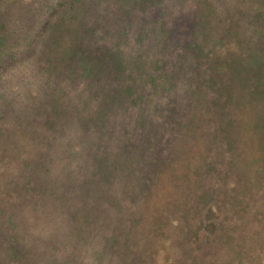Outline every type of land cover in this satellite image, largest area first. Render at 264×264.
Instances as JSON below:
<instances>
[{"label": "trees", "instance_id": "1", "mask_svg": "<svg viewBox=\"0 0 264 264\" xmlns=\"http://www.w3.org/2000/svg\"><path fill=\"white\" fill-rule=\"evenodd\" d=\"M206 83L254 107L263 152L264 0H0V264H264L259 165L234 175L232 124L201 153L150 130Z\"/></svg>", "mask_w": 264, "mask_h": 264}, {"label": "rangeland", "instance_id": "2", "mask_svg": "<svg viewBox=\"0 0 264 264\" xmlns=\"http://www.w3.org/2000/svg\"><path fill=\"white\" fill-rule=\"evenodd\" d=\"M177 82H175V86L172 89L178 88L180 91V88L183 83H181V74H178L177 76ZM209 85L206 83L202 85V92L203 90L207 92V95L204 96L203 94H199L196 99L199 100V102H195V100L186 98V95L184 93L178 92V94H172L170 97H168L165 102H161L158 106L151 109L152 112V122H151V132L155 133L157 136L156 140L159 143L161 141L162 145L163 142L165 144L167 143H173V141L178 142V140H175V138L183 140L184 145L189 143L191 141V138H195L197 142H199V153L200 146L205 143L206 141L212 139L215 141L217 138H227L225 137V131L222 130L224 126H226L227 131L229 130L230 123L232 124L233 130H234V138L233 141H231V153L234 158L241 157L244 161L243 168H238L236 173L234 175L241 176L245 174L247 169L253 170L256 168L257 165H259V173L258 176L259 181L258 185L262 187V192L264 196V151L261 152L260 149L258 150L255 145H253V140L257 137L258 131L255 130L254 123H257V117L256 113L257 111L254 110V107L252 105H249L250 103H244L243 97L240 98H232L230 102V97L227 96L226 92L222 88H211L208 87ZM171 89V90H172ZM212 92H215L212 94ZM204 96V97H203ZM157 100V98L155 99ZM193 102V104H191ZM191 105V106H190ZM233 115V116H232ZM232 116V120L229 121L228 118ZM101 121V120H100ZM74 119L70 120L69 124L73 127L74 126ZM97 121H88L89 124H95ZM227 124V125H226ZM228 127V128H227ZM78 130L77 132H79ZM159 132H161L162 136H159ZM68 133V130L67 132ZM64 131H62L61 134H66ZM65 136V135H64ZM72 136V135H71ZM29 137L27 134L24 136V138ZM22 138V139H24ZM60 140H55L56 146H62L64 143H73L79 138H59ZM85 139V138H83ZM115 140L116 138H112ZM127 139V138H123ZM230 139V138H229ZM10 140L12 138H4L0 137V148L5 144L6 147L10 144ZM58 141V142H57ZM106 140L103 139V143ZM4 143V144H3ZM178 143L172 144V148L175 150L177 149ZM191 151V150H190ZM189 152V151H188ZM86 153L85 151L82 152V155ZM174 152L171 149V153ZM191 153V152H190ZM189 153V154H190ZM60 156L64 155V157H77V154L69 153V151L66 149L62 150L60 153H58ZM4 157H11L16 156V154L13 153V151H8L7 149L3 153ZM72 158V157H71ZM0 160H6L2 157ZM3 164V161L1 162ZM64 169L65 166L59 165L54 167V169ZM100 199L103 200V197H100ZM105 201V199H104ZM102 202V201H101ZM100 202V208L101 206ZM25 207L22 206L20 209L23 210ZM116 207L110 208L109 215L113 217V214L116 213ZM26 209V208H25ZM107 209V208H105ZM120 212L123 210L121 206H119ZM112 210V211H111ZM103 214L105 212L103 211ZM64 230V223H60V225L57 226V229L55 231L57 236H61L63 234ZM54 233V234H55ZM37 236V242H39V245H35V250L41 249L42 244L50 247L54 242L56 247L63 246L61 243L62 241H52L46 240L42 237L38 238V233L36 231ZM36 240V238H35ZM34 240V241H35ZM79 241H77L74 238L70 239L71 245H76V247L80 248L83 242L78 244ZM85 243V242H84ZM51 250L53 252L57 251L56 248L51 247ZM85 250V249H84ZM38 251V250H37ZM25 253V251H24ZM81 253V248L80 252ZM67 262H71L70 255L67 256ZM60 256V255H59Z\"/></svg>", "mask_w": 264, "mask_h": 264}]
</instances>
